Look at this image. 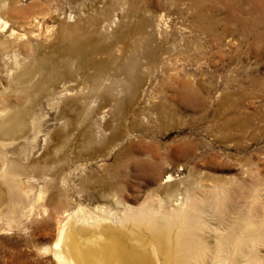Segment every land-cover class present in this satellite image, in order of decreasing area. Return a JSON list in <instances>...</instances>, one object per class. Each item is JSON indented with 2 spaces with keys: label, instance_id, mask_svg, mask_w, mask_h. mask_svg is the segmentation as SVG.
<instances>
[{
  "label": "rangeland",
  "instance_id": "obj_1",
  "mask_svg": "<svg viewBox=\"0 0 264 264\" xmlns=\"http://www.w3.org/2000/svg\"><path fill=\"white\" fill-rule=\"evenodd\" d=\"M0 17L25 34L23 42L32 43L38 57L56 52L54 34L65 21L105 66L97 92L76 74L72 91L37 110L43 132L34 148L21 141L6 146L25 167L22 186L29 182L34 196L40 188L43 193L7 224L10 204L0 183V264H58L44 249L69 212L79 206L93 212L134 209L162 200L170 186L178 193L189 188L202 200L227 195L223 209L231 211V220L240 209L254 223L264 222V0H0ZM85 18L104 19L94 27ZM140 25L143 35L135 31ZM123 64L127 71H119ZM3 85L0 99L24 102L12 90L3 92ZM82 95L92 102L83 122ZM58 116L72 124H58ZM87 131L91 140L84 139ZM259 255L264 261V244Z\"/></svg>",
  "mask_w": 264,
  "mask_h": 264
},
{
  "label": "bare ground",
  "instance_id": "obj_2",
  "mask_svg": "<svg viewBox=\"0 0 264 264\" xmlns=\"http://www.w3.org/2000/svg\"><path fill=\"white\" fill-rule=\"evenodd\" d=\"M235 1L237 2V0ZM238 1L240 2L241 0ZM47 10L49 11L48 8ZM42 11L44 10H41L40 12ZM99 17L100 15L98 18ZM32 18L33 19L30 20V22H32L31 24L37 23V18ZM39 18L41 21V17ZM98 18H91V20L87 18L85 19L90 21V26L97 27L101 25L100 23L104 19L103 18L100 21ZM144 19L146 20V18ZM156 21L155 28L159 30V27L161 26V18ZM107 23L108 22H105V25ZM87 24L85 25L88 26ZM36 27V29H38V25ZM76 28L73 25L70 26V24H65V21L58 23L56 35L53 33L56 42L49 40L52 41V48L56 46V52H53L52 57L44 53L38 57L37 55H34L33 51L36 49H33V44L27 43L26 41L23 42L25 34H17L14 29L9 27L8 22L0 17V85L3 81L6 83V85L1 86V90L3 92L6 90H12L16 92L19 98L24 99V102L22 103L20 100L11 103L6 98L0 99V183L5 188V193L8 195L7 198L9 199L10 204L8 215H6V221H8L7 224L13 222L19 207L21 208L25 202H29L31 199H33L32 201L39 200L42 197L43 192L40 188L34 196L32 193L33 187L29 182L27 183L26 188L22 186L21 177L25 174V167L17 158L11 154L8 155L9 152L6 150V146H12L16 142L21 141L24 146L31 144L34 148L37 140H39V137L43 132L39 126V121L41 120H39L37 110H40L42 106H54L58 103V99L61 96L70 92L72 88L69 87V82L76 74L80 77V80H82L83 83L86 80H90L92 85L91 90H89L93 93L97 92V82L101 79L103 71H105V66L103 64L92 59V57H94L93 55L96 53L95 49L93 47L89 50L85 49V42L82 39L84 35L81 37ZM82 28L80 27V29ZM48 29L47 31H49ZM143 30L144 25H140L135 31L138 34L143 35L145 33ZM36 33H38V30ZM79 33L81 32L79 31ZM206 33L209 36L210 31L206 30ZM39 34L41 35V33ZM48 34H50V32ZM211 35L212 34H210V36ZM34 36H36V34ZM127 38L129 37L127 36ZM37 44L39 45L38 42ZM133 44L134 43H132V45ZM136 45L132 46L134 50L137 49ZM19 47L26 48L27 54L23 55L19 51ZM38 47L39 46H37V48ZM40 47L43 49L45 46L41 45ZM21 49L23 50V48ZM121 49L123 50V48ZM147 53L148 52H146V54ZM164 58L166 57L164 56ZM31 60L33 64H31ZM114 60L117 61L116 58H114ZM128 61L131 62V60ZM127 62L124 61L123 63ZM73 65V72L75 74L70 70ZM123 65L118 67L119 71H127V68L125 67L126 65ZM137 67L135 68L137 69ZM165 69L163 71H165ZM88 70H92V73L87 74L86 71ZM105 75L106 73L104 74V77ZM125 86L127 87L128 85ZM143 90L145 89L143 88ZM77 101L81 102L80 111L83 114L81 122H83L88 110L92 106V102L87 98V95H82V97L77 98ZM58 117L59 118L56 120L59 122L58 124L62 123L63 125H69V123H71L69 122L70 119H64L65 116ZM48 133L49 132H47V134ZM65 133L64 135H66ZM47 134H43V142H46ZM91 136L92 133L87 131L84 139L91 140ZM62 142L64 143V141ZM166 178L167 181H169L171 176L167 175ZM186 181L183 183H186ZM170 185L173 184L171 183ZM192 185L196 186L195 184ZM170 187L167 190L165 188L166 192L164 193L165 196L163 195L164 198L162 200H159L156 203L153 201L146 202L140 207L134 209L123 208L122 210L115 212H111V210L93 212L79 206L77 209L69 212L66 215V218L61 221L57 227V237L55 241L50 249H44V251L50 252L58 264H264L263 259L259 255V248L264 244V222L261 224L254 223L252 218L247 217L246 214H243V211H239L240 209L237 211L238 214L236 217L231 220V217L229 216L231 211H229L228 214V212L223 209L227 205V195L214 193L212 197H208V199L210 198L209 200H202L197 194H189V188L182 193H178L179 191H177V188L173 189ZM32 195L33 197L30 198ZM116 202L117 201H115V203ZM207 233L212 241L207 240L208 236L205 237V234Z\"/></svg>",
  "mask_w": 264,
  "mask_h": 264
}]
</instances>
